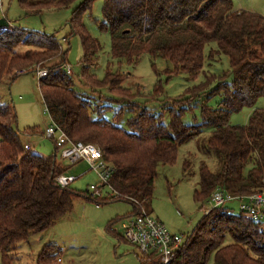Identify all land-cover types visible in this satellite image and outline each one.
<instances>
[{"label":"trees","instance_id":"trees-1","mask_svg":"<svg viewBox=\"0 0 264 264\" xmlns=\"http://www.w3.org/2000/svg\"><path fill=\"white\" fill-rule=\"evenodd\" d=\"M76 1L18 3L27 13H40L44 9H67ZM95 1L84 0L73 10L68 24L70 35L79 37L82 46L81 78L92 89L109 88L119 96L117 101H123L132 95V89L123 86L125 75L113 64L102 80L93 71L101 44L88 32L84 17L92 11ZM102 1L103 22L99 27L109 32L110 55L119 67L137 65L143 56L159 57L170 64L169 76L182 72L195 81L203 72L208 45L216 44L215 53L227 56L231 67L227 75H232L231 79L222 77V82L208 93L221 95L218 108L201 105L203 125L212 128L207 150L221 156L223 164L218 173L201 165L194 200L204 205L217 190L240 198L264 192V109L256 108L248 125L230 124L233 114L254 108L264 99V16L235 10L233 0ZM64 42H69V38ZM68 52L55 35L11 25L0 28V83L5 79L13 83L19 76L38 69L49 70L47 77L38 80V88L51 121L70 141L92 143L101 149L104 159L114 167L109 181L114 194L107 190V197L94 199L89 191L79 193L71 185L61 187L56 179L67 174L70 167L58 159L59 149L55 146L47 157L26 152L15 129L18 118L14 105L0 104L2 264H10L11 253L19 244L44 233L68 215L77 199L98 206L116 201L131 204L132 213L112 223L140 215L142 204L154 197L159 167L175 165L180 147L201 133L202 126L185 125L183 118L191 101L207 91L215 75L208 77L207 83L190 88V99L164 104L170 106L167 124L155 109L129 102L127 105L137 108L123 127L119 124L120 112L108 120L102 116V100L93 106L75 90L73 77L64 70ZM56 59L60 62L50 65ZM23 134L43 132L31 127ZM104 188L103 185L100 189ZM234 202L240 204L239 200H232L209 212L207 209L192 232L185 235L172 264H264V223L249 220L242 212L235 213L228 206ZM227 236L233 243L226 244ZM61 253L56 245H46L36 264H61Z\"/></svg>","mask_w":264,"mask_h":264},{"label":"rangeland","instance_id":"rangeland-1","mask_svg":"<svg viewBox=\"0 0 264 264\" xmlns=\"http://www.w3.org/2000/svg\"><path fill=\"white\" fill-rule=\"evenodd\" d=\"M83 1L77 0L67 9H44L40 13L37 10L27 13L19 6L18 0H0V5L2 16L12 27L55 35L63 49L69 50L66 60L74 73L75 90L89 99L93 106L102 100V105L105 106L102 112L104 118L113 120L115 114L120 112L119 124L126 127V121L133 116L132 110L137 108L136 105H127L132 102L143 108L155 109V113L162 114L163 121L167 124L170 119L168 110L170 106L164 104L190 99L192 97V93L188 91L190 88L205 84L208 77L215 75L207 91L191 101V108L186 111L183 118L185 125L202 126L201 133L180 147L175 165L159 167L154 197L141 207L142 211L163 223L172 233L188 235L204 217L206 210L212 207L210 203L202 205L194 200V192L199 188L200 167L206 164L212 172L218 173L223 164L221 156L207 150L206 142L212 134V128L203 125L201 105L207 104L212 108H218L221 95L209 96L208 93L222 82V77L225 76L227 81L231 79L232 75H227L231 71L229 59L224 54L215 53L218 48L216 44L208 45L205 50L207 58L203 72L195 81L189 80L188 75L182 72L169 76L167 69L170 64L159 57L143 56L137 65L119 67L110 55L111 36L109 32L102 31L99 27L103 22V1L96 0L92 11L84 17L88 32L101 44L97 65L93 71L96 77L102 80L109 65L113 64L115 70L125 75L123 86L131 88L132 95L125 97L123 101H117L120 100L119 96L113 94L109 88L92 89L81 78L82 46L79 37L70 35L68 24L73 10ZM233 2L237 11L254 12L264 16V0ZM66 37L69 38V42H64ZM59 62L60 60L56 59L50 65ZM7 103L13 104L16 109L18 124L15 129L18 130L22 141L35 144L33 152L37 154L46 157L52 155L55 148L53 140L41 134L33 136L23 134L25 129L31 127H39L44 133L51 124L38 88L36 73L21 75L13 83L9 79L0 83V104ZM256 108L264 109V99H260L254 108H245L242 112L233 114L230 124L248 125L249 118ZM94 117L96 118L97 114L93 113ZM57 157L62 160L60 154ZM63 163L70 167L65 175L75 178L71 185L75 191L82 193L90 191L91 186H100L98 175L91 170L87 162L72 165L68 161ZM103 197H106L105 190ZM94 199L99 198L94 196ZM228 206L235 213H240L238 202ZM131 213L132 206L128 202L116 201L98 206L95 202L77 199L68 217L49 228L47 232L31 236L28 242L21 243L23 248L14 255L13 264H35L37 255L41 253L43 246L49 243L57 244L64 251L62 264H141L139 257H142V254L139 249L120 238L124 237L121 223H112L119 217ZM225 242L231 244L233 239L227 236Z\"/></svg>","mask_w":264,"mask_h":264},{"label":"built area","instance_id":"built-area-1","mask_svg":"<svg viewBox=\"0 0 264 264\" xmlns=\"http://www.w3.org/2000/svg\"><path fill=\"white\" fill-rule=\"evenodd\" d=\"M64 70L73 77L74 73L70 66H64ZM48 73L49 70L47 69H38L36 71L38 80L47 77ZM43 135L54 141L63 161H68L70 164L85 161L90 165L91 170L98 175L100 186L90 187L89 192L92 194L89 193V195L91 197L105 198L103 197V190L105 192L109 190L111 195L114 194L109 186L114 167L104 159L103 153L97 145L70 141L63 130L52 121ZM34 147L33 144H25V151L33 152ZM56 181L61 187L66 188L75 182V178L62 174L57 177ZM103 185L105 188L100 189ZM232 200H239L240 212L244 213L247 219L264 223V192L240 198L232 197L217 190L208 202L212 207L207 211L221 207ZM120 223L123 229V238L127 243L139 249L143 264H172L186 238L185 235L172 233L163 223L145 211H142L140 215L126 218Z\"/></svg>","mask_w":264,"mask_h":264},{"label":"crops","instance_id":"crops-1","mask_svg":"<svg viewBox=\"0 0 264 264\" xmlns=\"http://www.w3.org/2000/svg\"><path fill=\"white\" fill-rule=\"evenodd\" d=\"M25 144H29L28 142H24ZM33 146H35V144L33 145ZM79 164V163H78ZM73 208H74V206H73ZM73 210V209H72ZM72 212V211H71ZM68 215H70V214H68ZM68 215H66L65 217H63L62 219H64V218H66V217H68ZM62 219H60L59 221H57V223L56 224H58ZM55 224V225H56ZM48 231V230H47ZM47 231H45V232H47ZM44 232V233H45ZM28 242V241H27ZM125 242V241H124ZM23 243H25V242H23ZM49 244H51V245H56L57 247H58V245L57 244H54V243H49ZM49 244H47V245H49ZM46 246V245H45ZM45 246H43V248L45 247ZM22 248L23 247H21V244H19L18 246H17V248H16V250L15 251H13L12 253H11V256H10V264H13V260H14V258L13 257H15L14 255H16L17 253H19V251L20 250H22ZM28 248L31 250V247H30V244H28ZM59 248V247H58ZM59 250L62 252L61 253V259H62V263L64 262V260H63V256H64V251L62 250V249H60L59 248ZM40 254V253H39ZM39 254L37 255V258H36V262H37V259H38V256H39ZM0 257H1V255H0ZM139 257V256H138ZM139 259H140V263L141 264H143L142 263V261H141V257H139ZM2 262V258H1V260H0V263ZM36 262H35V264H36ZM61 263V264H62ZM2 264V263H1Z\"/></svg>","mask_w":264,"mask_h":264},{"label":"water","instance_id":"water-1","mask_svg":"<svg viewBox=\"0 0 264 264\" xmlns=\"http://www.w3.org/2000/svg\"><path fill=\"white\" fill-rule=\"evenodd\" d=\"M10 23L2 16L1 5H0V28H7Z\"/></svg>","mask_w":264,"mask_h":264}]
</instances>
